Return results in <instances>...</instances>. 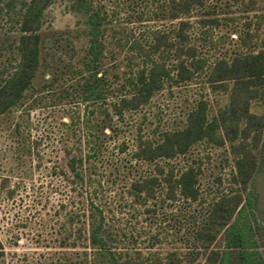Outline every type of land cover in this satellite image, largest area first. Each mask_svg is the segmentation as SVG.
I'll list each match as a JSON object with an SVG mask.
<instances>
[{
    "label": "rangeland",
    "instance_id": "374dc122",
    "mask_svg": "<svg viewBox=\"0 0 264 264\" xmlns=\"http://www.w3.org/2000/svg\"><path fill=\"white\" fill-rule=\"evenodd\" d=\"M30 1L0 14V89L19 69ZM83 1L44 9L39 68L0 114V264H79L99 210L120 264H264V0H192L188 12L172 0ZM160 63L168 74L142 96L141 75ZM203 105L204 134L185 151L141 155Z\"/></svg>",
    "mask_w": 264,
    "mask_h": 264
},
{
    "label": "trees",
    "instance_id": "16d2710c",
    "mask_svg": "<svg viewBox=\"0 0 264 264\" xmlns=\"http://www.w3.org/2000/svg\"><path fill=\"white\" fill-rule=\"evenodd\" d=\"M52 0H31L27 5V8L24 12V18L22 22L20 35V53H21V63L19 65V69L9 77V79L3 84L0 89V114L4 112L9 106H11L20 96L21 92L25 89V87L31 82L32 78L35 76L40 63V35L37 32L39 28V20L41 15L43 14L44 9L49 5ZM83 1V0H82ZM192 0H183L177 2L176 0H172L175 4V8L178 10L189 11L190 4ZM85 2V1H83ZM15 0H0V14L3 13L4 10L14 8ZM81 5V4H80ZM79 6V5H78ZM77 6L78 9H80ZM176 14V13H175ZM89 23L90 24H99L100 21L93 13L89 12ZM183 23V22H182ZM185 23V22H184ZM94 44L91 45V54L93 59L97 60L100 56L101 45L96 40L93 41ZM172 43L164 40L163 36L160 35V47H170ZM156 47H158L156 45ZM194 65L198 64L197 60L192 61ZM221 63H217L218 66L221 67ZM181 78H189L191 76V69L187 67L186 64L179 61ZM234 66L232 70H235ZM220 68H216L213 71V75L217 74ZM229 70H231L229 68ZM160 73V80H159ZM167 75V69L165 63H160V65H156L150 74L149 77L145 78L144 75H141V87L140 92L142 96L152 89L157 87L159 84L162 85V76ZM140 102V97L133 96L131 98H123L121 100V105L118 107L119 111L122 110L125 106L135 105ZM117 106V105H115ZM205 115V107L204 105L193 110L190 117L189 125L181 131L176 132H166L164 134L163 139L160 143L156 145H152L148 143L146 147L143 148L141 155L144 158L153 159L156 156H167L172 157L177 152H183L187 149V147L196 139H198L202 134H204V129L202 128V122H204ZM81 158H77L73 156L68 161V166L70 171L73 173L75 177H80L81 173L78 170V162L81 161ZM162 172V169H160ZM181 184L184 192L187 196H192L191 192L192 187V177H195L194 171L192 168L185 170L181 175ZM152 178L150 180H153ZM149 180V179H146ZM170 181V180H166ZM171 184V181L169 182ZM139 183L137 186H140ZM140 188V187H138ZM98 208L91 202V207H87V211L90 216L95 215V209ZM99 221L91 220L89 222V226L86 228L85 239L88 241L83 245V250L79 254L80 259L78 261L79 264H120L118 260L117 254L113 251V248L108 245L107 241V230L104 225V217L102 215V211L99 210ZM88 248H97V251L93 253L92 250H88ZM3 255V246L0 240V260ZM92 255V256H91ZM97 255V259L96 258ZM71 264L73 262L71 261ZM76 264V262H75Z\"/></svg>",
    "mask_w": 264,
    "mask_h": 264
}]
</instances>
